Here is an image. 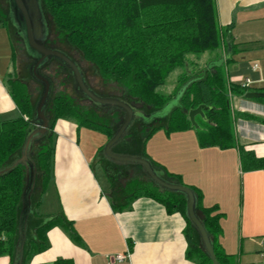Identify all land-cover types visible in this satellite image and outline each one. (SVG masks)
I'll use <instances>...</instances> for the list:
<instances>
[{"label":"trees","instance_id":"1","mask_svg":"<svg viewBox=\"0 0 264 264\" xmlns=\"http://www.w3.org/2000/svg\"><path fill=\"white\" fill-rule=\"evenodd\" d=\"M1 1V0H0ZM42 10L49 23L47 39L59 41L61 33L74 53L72 59L80 65L94 67L102 81L115 86L126 102L137 110L159 109L169 96L157 91L166 76L175 68L185 65L188 55L199 56L204 52H218L199 73L186 70L179 78L180 84L190 78L182 90L179 105L174 107L164 123L159 117L150 121H137L141 149L139 154L150 160L154 171L165 181L178 183L192 189L195 196V212L202 222L218 264H235L218 243L221 234L222 213L216 205L205 207L199 188L183 183L181 177L169 173L153 161L145 152V142L159 128L166 133L195 129L200 147L216 146L220 149L238 148L242 172L264 169V157H257L253 151L238 145L234 130L235 115L230 109L229 96H244L248 91L239 85L229 83L227 64L232 51L226 55L231 42L226 41V31L218 23L215 0H40ZM2 2L0 23L8 25L5 1ZM226 43V44H225ZM226 46L224 52L222 47ZM15 55V50H14ZM33 59V58H32ZM34 62V59H33ZM32 62V63H33ZM51 68L53 74H43L51 83L49 98L44 113L49 127L43 135L34 139L35 162L39 173V195L51 178L53 160L54 126L59 119H74L78 127H86L104 133L109 140L123 121L119 108H104L90 99L77 100L63 94L66 89V72L60 70V62L49 60L39 66L40 70ZM33 78V77H32ZM58 78L60 89H55ZM34 79V78H33ZM35 80V79H34ZM39 83L42 88L43 85ZM8 89L15 102L19 116L0 123V169L13 154L23 147L27 135L35 128V104L27 80L17 76L9 77ZM261 91V90H258ZM264 92V91H262ZM175 93V92H174ZM264 100L263 98H260ZM75 100V102H74ZM87 102L88 105H81ZM204 104V117L196 116L198 127L188 119V111ZM143 111V110H142ZM145 112V111H144ZM246 120H257L258 116L241 113ZM140 171V173H139ZM140 184L116 206L123 208L138 196H148L162 203L168 212L179 211L186 222V255L198 264H212L199 235L186 214V196L181 192L163 189L152 182L138 167ZM24 186L23 169L14 165L0 173V256H8L10 264L17 237V220L21 207ZM40 200L37 201L36 207ZM70 223L62 214H55L33 230L27 240L23 264L33 252L46 248V231L53 224ZM76 238L75 233L71 234ZM53 264H72L67 259H57Z\"/></svg>","mask_w":264,"mask_h":264},{"label":"crops","instance_id":"2","mask_svg":"<svg viewBox=\"0 0 264 264\" xmlns=\"http://www.w3.org/2000/svg\"><path fill=\"white\" fill-rule=\"evenodd\" d=\"M215 3L218 23L226 31L227 43L230 41L232 45L228 48L232 51L227 64L229 83L240 85L249 78L252 83L248 91H264V0H215ZM4 27L0 23V123L19 116L7 84L13 74L15 55ZM225 48L222 47V52ZM254 63L258 68H253ZM235 105L239 112L250 106L252 115L264 117L262 101L242 103L237 99ZM260 123L253 128L257 136L246 131L241 140L237 138V143L257 157H264V123ZM193 132L192 129L177 131L164 139L157 131L149 140L159 135L163 141L173 138L175 143L165 147L163 144L160 150L151 148L146 154L169 173L179 175L183 183L199 188L203 206L218 207L222 213L218 243L226 254L238 261L255 256L260 259L264 250L261 244L264 169L242 172L237 147H200ZM135 133L128 130L112 147V152L139 155L140 143L136 145V140L140 142V133L134 138ZM54 134L49 181L55 209L49 214H62L70 223L67 227L58 223L50 226L45 234L46 248L31 253L28 264H53L57 259H67L72 264H198L186 255V222L179 211L168 212L162 203L144 195L123 208H116L132 193L128 186L138 178V167L117 165L100 152L108 141L104 133L59 119ZM34 147L30 151L33 159ZM123 170L127 171L126 176L122 175ZM38 185L35 174L30 208L37 203ZM37 207L28 216L27 233L44 218L36 214ZM73 233L76 238L71 236ZM117 254L124 258L112 260ZM0 264H10V258L0 256Z\"/></svg>","mask_w":264,"mask_h":264},{"label":"water","instance_id":"3","mask_svg":"<svg viewBox=\"0 0 264 264\" xmlns=\"http://www.w3.org/2000/svg\"><path fill=\"white\" fill-rule=\"evenodd\" d=\"M8 4V24L13 23L16 31L18 32L23 44L27 49V54L34 59L31 65L32 77L39 81L42 85V91L35 104V128L27 135L23 147L20 150L21 160L26 166V178L24 179V186L21 195V207L18 214L17 220V237L15 240L14 255L12 258V264H23L25 250L27 248V240L33 236V230L31 229L27 233V220L29 214L34 212V208H30V194L33 191L35 183V174L39 177L35 159L30 155L31 148L33 146L34 139L40 135L46 133L49 122L44 113V106L49 98L51 83L48 78L39 73V66L44 62L49 61L50 58H56L64 65L68 67L72 73L75 84L79 91L84 94L92 102L99 106L110 105L119 108L123 111V121L118 126L112 137L104 145L102 152L109 159L120 161V162H133L139 164L142 172L149 177L159 187L169 190L181 192L186 196V214L194 228L196 229L201 243L210 257L212 264H218L213 247L207 235V232L197 217L195 212V196L191 188L186 185L171 183L162 179L153 169L150 160L142 155H123L115 154L112 152V147L117 144L129 130V126L133 123V120H140V116H148L145 113L131 107L126 101L116 98H101L95 95L85 84L83 74L78 64L69 56L63 52L45 46V41L48 35L49 23L46 20L40 0H7ZM230 51L226 55H229ZM210 62L207 64L209 66ZM191 81V80H190ZM189 84V83H188ZM187 84V85H188ZM186 85V86H187ZM182 86V85H181ZM183 86L179 92V101L182 90L186 87ZM245 98H263L264 92L262 91H247L244 94ZM179 105V104H178ZM204 104H199L197 107L188 111V119L191 124L197 128L198 124L195 121L196 116L204 117V110L207 109ZM171 112V111H170ZM169 115V114H168ZM167 115V116H168ZM155 115L152 117L157 118ZM167 118V117H166ZM19 165L18 163L12 164L11 166ZM2 167L0 173L10 168ZM39 194L37 201L39 200ZM36 201V202H37ZM50 217L42 218V222L35 227L45 223ZM34 227V228H35Z\"/></svg>","mask_w":264,"mask_h":264},{"label":"rangeland","instance_id":"4","mask_svg":"<svg viewBox=\"0 0 264 264\" xmlns=\"http://www.w3.org/2000/svg\"><path fill=\"white\" fill-rule=\"evenodd\" d=\"M1 1H5V5H6L5 8L7 9L6 10V16H8L7 0H1ZM1 1H0V11L3 12V10H2L3 7H2ZM4 28L8 32L10 40L12 41V44H13V48H14L13 50H15L14 70H13L12 76H17L20 79L27 80L28 84L30 85L32 94L35 96V99L37 98V100H38L39 96L41 94V91H42V86L32 78L31 65H32L33 59L27 54L28 52H27L26 47L23 44V41H22L23 39H21V37L19 36L18 32L16 31V28L14 27V24L11 22L7 26H5ZM49 31L51 33V30H49ZM45 46L57 49V50L63 52L64 54H66L67 56H69L71 58L74 55V53L72 52V47L68 45V43L66 42L64 35L62 33H61V37H60L59 41H54V40L45 41ZM217 57H218L217 51L204 52V53L200 54L199 56L188 55L187 60L185 62V65L172 70L166 76L165 82L157 88L158 92L169 96L168 101L164 104L163 107H161L159 109L149 110V113H147L146 108H142L143 111L142 110H140V111L145 113L148 116H145V117L140 116L141 117L140 121L148 123V121H150L153 116L157 115V116H159L160 122L161 121L165 122L166 117L170 113V111L174 107L178 106V104H179L180 89L183 86H186L191 80L190 78H187L186 80H184L181 84L182 86L180 85L181 88L179 87V89L177 91H175L177 89L178 85L180 84L179 78L182 77V75H184L183 73L186 70L191 71L194 74L199 73L200 71H202L204 69V67L207 65V63L211 62L212 60H215ZM49 60L56 61V62L59 61L56 58H50ZM78 66L81 69V72L83 74V79H84L86 86L95 95H97L98 97H101V98H116V99H120L123 101L126 100L121 94L116 92L115 86L110 82L111 80L102 81L99 79L97 72H96L94 67L84 66V64H82V66H83L82 68L80 67L79 64H78ZM60 70L62 72H66L65 75L67 76L65 79L66 89L63 91V94L67 95L68 97H75L77 100L86 99L87 97L84 94H82L79 91V89L77 88L72 73L70 72L68 67L66 65H64L62 62H60ZM52 71L53 70L51 68H49L48 70H45V69L40 70L39 73L41 75L48 74L50 76V74H53ZM43 76H45V75H43ZM57 79L58 78H55L54 81H55V89L58 92L60 89V82H58ZM237 99H240L242 101V103H261V101L264 102V100H261L260 98H253V99L245 98L244 96L237 95V94H231L229 96L230 109H231L232 113H234L235 118H236L235 122L233 124L236 138L241 140L242 134L246 131H250L251 135L253 137L257 136L254 133L253 128H255L256 124L261 125V123L257 120H246V118H244V116H246V115H242L241 113H243V112H239L238 107L235 105V102L237 101ZM74 102H75V100H74ZM82 103L83 104H81V105H86V104L88 105L87 102H82ZM101 107L111 108V109L116 108V107L110 106V105H104ZM248 109H250V106H246V109L244 110V112L252 114V111H249ZM120 113L123 114V111L120 110ZM256 116H258L260 118H264L258 114ZM64 120H66V119H64ZM68 120L72 121L73 123H76L74 119H68ZM137 121H138V119L133 120V123L129 126V131L131 130V131H134V133L136 132L133 135L134 138L137 137V133H138V137H139V130L137 128ZM90 131H95V130L90 129ZM157 131H160V135H162L164 137V139L170 135H173L172 133H175V131L170 132V133H166L164 129L159 128V129L155 130L153 132V134L157 133ZM192 132L196 133L195 129H192ZM90 133L92 134L95 132H90ZM96 133H98V132H96ZM96 133L94 135H96ZM152 139L151 140L148 139L145 142L144 147H145L146 153L151 152L152 151L151 148H156V149L160 150L161 148H163V144L165 147V146H172L175 143L173 141V138H170L169 140L163 141L162 138L159 137V135L152 137ZM55 140H56V136L54 135L53 136V144L55 143ZM187 140L189 141V139H187ZM139 143L140 142H138L136 140V145ZM129 145H131L133 147L132 143L131 144L129 143ZM129 145H128V149H132V147L130 148ZM139 146L141 149V144H139ZM154 146H156V147H154ZM100 152H102V149H100ZM110 160L113 161V163H116L117 165H130V166L140 167L139 164L133 163V162H120V161H115L112 159H110ZM15 163H18L22 167L23 176L25 179L26 178V166H25L24 162L21 160L20 151L13 154L11 157H9L8 160L3 164L2 167H8V166H11L12 164H15ZM97 173L100 176L102 175L100 171H97ZM139 173H140V171H139ZM123 174L126 176L127 171L123 170L122 175ZM119 176H121V174ZM137 176H138V174H137ZM116 180L118 181V179H116ZM133 180H134V182H132L131 186L129 185L128 187L132 188V190H135L137 185L140 184V181L136 177ZM50 184H51V182L47 181V183L45 185V189H47L46 195L45 196L43 195L41 197L40 204L36 208V214L41 216V217H44V218H47L48 215H50V216L55 215L53 213H52L53 215L49 214V213L53 212V210L55 209V198L52 194L53 190H52ZM48 201L50 202V204H48ZM41 222H42V219L39 221L38 224H40ZM260 260H261V258L259 259L258 256H255L252 259L245 257L241 261H238L236 258L235 264H256Z\"/></svg>","mask_w":264,"mask_h":264},{"label":"built area","instance_id":"5","mask_svg":"<svg viewBox=\"0 0 264 264\" xmlns=\"http://www.w3.org/2000/svg\"><path fill=\"white\" fill-rule=\"evenodd\" d=\"M253 68L254 69L258 68L257 63L253 64ZM251 83H252V81L249 78H246L239 86L241 88L248 89L250 87ZM261 244H264V237H263ZM123 258H124V256L122 254H117L112 258V260L121 261ZM260 258H261V260L256 264H264V250L262 252H260Z\"/></svg>","mask_w":264,"mask_h":264},{"label":"flooded vegetation","instance_id":"6","mask_svg":"<svg viewBox=\"0 0 264 264\" xmlns=\"http://www.w3.org/2000/svg\"><path fill=\"white\" fill-rule=\"evenodd\" d=\"M100 79V78H99ZM101 80V79H100Z\"/></svg>","mask_w":264,"mask_h":264}]
</instances>
